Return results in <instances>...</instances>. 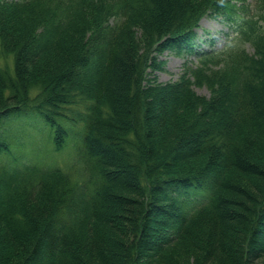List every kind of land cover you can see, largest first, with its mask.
Masks as SVG:
<instances>
[{
	"label": "trees",
	"instance_id": "1",
	"mask_svg": "<svg viewBox=\"0 0 264 264\" xmlns=\"http://www.w3.org/2000/svg\"><path fill=\"white\" fill-rule=\"evenodd\" d=\"M205 16L234 35L199 52ZM6 56L0 264H264V0H0ZM24 115L75 170L15 158Z\"/></svg>",
	"mask_w": 264,
	"mask_h": 264
},
{
	"label": "rangeland",
	"instance_id": "2",
	"mask_svg": "<svg viewBox=\"0 0 264 264\" xmlns=\"http://www.w3.org/2000/svg\"><path fill=\"white\" fill-rule=\"evenodd\" d=\"M197 32L199 45L196 50L199 52L210 48L211 43L209 42L211 39L215 40L213 43L215 48H221L234 35V31L228 24L220 21L219 17L212 16H205L201 19ZM198 54L187 53L182 55L174 50L164 49L156 54L160 67L155 69L153 74L163 82L175 80L179 77L186 64H197L196 55ZM9 59L10 56L2 57L0 60L1 65L10 63ZM197 90L200 93L209 95V91L206 88H197ZM1 125H3L4 131L7 130V133H15L18 142L21 144L20 146H22L19 152L17 149L12 150L15 152V158H19L20 154L27 163L35 162L48 166L60 165L62 168L70 170L77 168L73 163L75 156H72L70 150H66L65 147L61 149L55 147L51 136L53 134L52 128L49 127L42 116L37 118L32 115H24L22 118L13 116ZM18 142L13 143L12 149L18 147L16 145ZM21 157L19 160H21ZM142 261L145 264L151 262L148 257H145Z\"/></svg>",
	"mask_w": 264,
	"mask_h": 264
}]
</instances>
